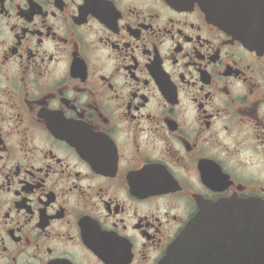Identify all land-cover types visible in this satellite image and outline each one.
<instances>
[{
	"label": "flooded vegetation",
	"instance_id": "af4514ba",
	"mask_svg": "<svg viewBox=\"0 0 264 264\" xmlns=\"http://www.w3.org/2000/svg\"><path fill=\"white\" fill-rule=\"evenodd\" d=\"M218 2L255 22L0 0V264H167L199 213L218 264L221 225L264 223V37L233 29L264 28V0Z\"/></svg>",
	"mask_w": 264,
	"mask_h": 264
},
{
	"label": "water",
	"instance_id": "95a60500",
	"mask_svg": "<svg viewBox=\"0 0 264 264\" xmlns=\"http://www.w3.org/2000/svg\"><path fill=\"white\" fill-rule=\"evenodd\" d=\"M209 6V16L214 21L229 22V23H239L240 22H255L254 19H238L244 12L232 11L231 6L226 10H220L218 5V0H206ZM236 7V6H235ZM237 8V7H236ZM233 29L242 34L243 37L249 39H255V36L264 37V28L255 27H238L234 25ZM226 208V204H219L217 210L221 208ZM205 213V212H203ZM202 213V214H203ZM208 223L212 222H223L219 215L211 216L208 213V217L201 215L200 213L191 222L190 227L187 232H185L182 238L178 239L175 244H173L169 250V258L167 264H209V260L203 259L206 254L208 256L212 253L211 251H205L204 239L216 238L217 235H204L202 232L205 229L211 230L212 226L205 227V221ZM237 220H230V223H235ZM261 224V225H260ZM217 230V227H213ZM221 235L220 238L224 240V249L218 250V254L223 256L220 258L218 264H264V223L256 222L255 230L250 235H245L241 232L236 234L237 228L231 226L229 228L223 227L221 225ZM227 230H232V233H228ZM245 230H248L247 228ZM225 231V233H223ZM223 233V235H222ZM245 239V243H240L239 239ZM214 253L217 252L214 250ZM171 259V261H169Z\"/></svg>",
	"mask_w": 264,
	"mask_h": 264
}]
</instances>
